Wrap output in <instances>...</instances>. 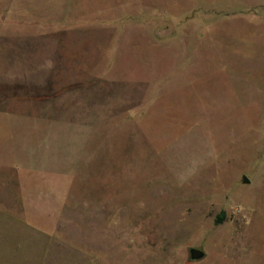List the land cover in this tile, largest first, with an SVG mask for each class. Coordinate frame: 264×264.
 <instances>
[{
  "label": "rangeland",
  "instance_id": "obj_1",
  "mask_svg": "<svg viewBox=\"0 0 264 264\" xmlns=\"http://www.w3.org/2000/svg\"><path fill=\"white\" fill-rule=\"evenodd\" d=\"M0 109V264H264V0H0Z\"/></svg>",
  "mask_w": 264,
  "mask_h": 264
},
{
  "label": "crops",
  "instance_id": "obj_2",
  "mask_svg": "<svg viewBox=\"0 0 264 264\" xmlns=\"http://www.w3.org/2000/svg\"><path fill=\"white\" fill-rule=\"evenodd\" d=\"M0 117H2L1 122L16 119L12 112L8 113L2 109H0ZM27 136L28 138L20 141V143L17 141L12 143L8 142L4 135H0V171L14 170L19 175L32 171H47L48 165L46 161L52 155V152L49 155L48 149L40 139L36 141L35 139H30V135ZM38 160L41 161L40 166L36 165ZM48 161L50 160L48 159ZM0 196H3L1 192Z\"/></svg>",
  "mask_w": 264,
  "mask_h": 264
},
{
  "label": "water",
  "instance_id": "obj_3",
  "mask_svg": "<svg viewBox=\"0 0 264 264\" xmlns=\"http://www.w3.org/2000/svg\"><path fill=\"white\" fill-rule=\"evenodd\" d=\"M249 180L250 179L248 177H245L246 182H249ZM191 252H192V258L193 259H200V258L204 257V255H205L204 252L199 250V249H192Z\"/></svg>",
  "mask_w": 264,
  "mask_h": 264
}]
</instances>
